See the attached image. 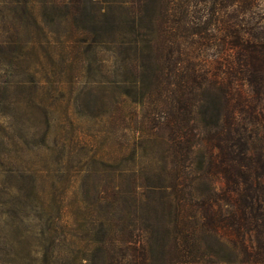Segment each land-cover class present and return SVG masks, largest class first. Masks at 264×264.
<instances>
[{
  "label": "rangeland",
  "instance_id": "obj_1",
  "mask_svg": "<svg viewBox=\"0 0 264 264\" xmlns=\"http://www.w3.org/2000/svg\"><path fill=\"white\" fill-rule=\"evenodd\" d=\"M223 6L219 27L184 35L168 50L174 62H166L149 59L161 51L158 19L135 0H0V264H103L97 242L105 232L106 264H133L142 253L149 264H167L162 248L173 251L185 149L159 126L162 102L231 86L242 90L230 102L240 138L264 136V110L235 106L249 93L248 50L230 48L236 42L226 24L236 5ZM237 23L238 31L264 38V0ZM191 69L195 81L181 76ZM228 124L224 115L219 144L236 158L243 147L230 144L236 137L226 140ZM198 131L185 162L196 173L211 145L224 160L212 127ZM245 148L253 156L264 149L256 142ZM210 169L215 204L226 211L235 206L226 192L243 189V179L216 163ZM195 207L186 205L188 217ZM233 222L222 221V236L207 239L213 264L244 261Z\"/></svg>",
  "mask_w": 264,
  "mask_h": 264
},
{
  "label": "trees",
  "instance_id": "obj_2",
  "mask_svg": "<svg viewBox=\"0 0 264 264\" xmlns=\"http://www.w3.org/2000/svg\"><path fill=\"white\" fill-rule=\"evenodd\" d=\"M135 1L142 14L147 11L148 7H151L155 18L158 19V38L161 51L149 52V59L163 58V61L166 62H174V59H170L173 52H168V50L176 47L179 39L183 40L184 35L190 39L199 30L206 31L209 26L219 27L222 23L218 15L220 1L224 4L222 8L236 5V9L232 12L233 16L226 25L228 30L232 32V39L236 42V44L230 45V48L244 44L248 50L242 66L246 73L245 83L249 93L241 96V100H236L235 106L248 109L250 113L255 110H264V38H256L249 32L243 33L237 30L239 29L237 18L251 12L259 0H213L211 8L206 6L209 0H203L201 10H196L197 0ZM199 12L206 15L205 20H201V16L198 15ZM150 49L151 51L154 49V44L150 45ZM249 54H252L253 57L250 58ZM197 75L198 71L195 69L184 71L181 74V76L191 78L193 81L197 79ZM178 79H180L179 76ZM217 85L198 94L192 91L189 92L193 94H186L188 92L184 91L170 99V102H162L164 116L161 118L162 122L159 126L167 133L168 140L170 138L173 143L175 139L177 141L180 139L176 145H181L185 149L183 168L180 174V180L183 183L180 190L182 212L175 231L176 238L173 239V251L165 252V248H162L163 256L167 258V264H213L211 247L207 239L212 236H222V221L225 220L229 223L234 220V225L230 226L237 234L233 245L236 248L238 246L243 254L244 261L242 264H264V182L262 181L264 177V153L262 151L264 149H260V152L253 156L245 148L254 142L258 146L264 147V136H254L250 140L240 138L238 120L230 102L235 93L240 95L242 90L225 86L226 88L224 87L222 91L219 88L220 84ZM173 103L179 104L178 110L173 105L171 106ZM224 115H227L229 121L225 134L228 137L226 140L230 141L229 139L233 140L236 137L237 140L234 141V144L231 142L230 144H238L243 147L236 158L231 156L233 154L232 148L219 144L222 140L219 128L222 126ZM200 124L204 128L212 127V136L215 138L213 143L218 144L219 156H224V160L219 157L220 159L217 161V157L213 153V145H211L207 150L206 166L199 173H196V169L190 167L191 163L185 164V162L189 161L192 148L198 139ZM211 163L235 169L245 185L243 189L233 188L234 190L226 192L233 199L235 205L234 207L230 205L226 211H222V207L215 204L218 193L210 189L215 177L210 173ZM192 172L194 174H191ZM227 177L229 178V176ZM230 179H232L233 186L237 187V177L232 176ZM202 186H207L205 187L206 191ZM201 188L202 192H200ZM187 204L196 205L193 215L190 217L186 215ZM106 227L104 226V229ZM243 228L244 230H241ZM219 233L221 234L218 235ZM109 234V232H105L104 238L97 242L100 251L103 253V257H101L103 264L108 262L106 254L110 240ZM140 241L138 238H134L132 243L133 245L137 243L139 246ZM144 255L142 253L141 258L134 260L133 264H149V260H146Z\"/></svg>",
  "mask_w": 264,
  "mask_h": 264
}]
</instances>
